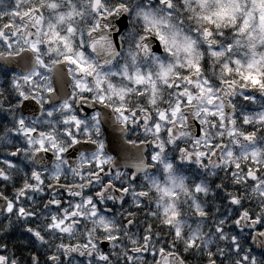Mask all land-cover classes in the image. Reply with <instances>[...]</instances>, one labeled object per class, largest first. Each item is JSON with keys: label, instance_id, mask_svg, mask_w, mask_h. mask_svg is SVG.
Segmentation results:
<instances>
[{"label": "snow or ice", "instance_id": "1", "mask_svg": "<svg viewBox=\"0 0 264 264\" xmlns=\"http://www.w3.org/2000/svg\"><path fill=\"white\" fill-rule=\"evenodd\" d=\"M0 216L43 264H264V0H0Z\"/></svg>", "mask_w": 264, "mask_h": 264}, {"label": "flooded vegetation", "instance_id": "2", "mask_svg": "<svg viewBox=\"0 0 264 264\" xmlns=\"http://www.w3.org/2000/svg\"><path fill=\"white\" fill-rule=\"evenodd\" d=\"M255 204V201L253 202V205ZM135 210V209H134ZM138 213L137 219L140 221L145 220V213L148 211L147 208H144L143 210H136ZM147 222L149 223H154L153 218L151 217H147ZM7 224V221L3 218V216H0V225H4ZM155 227V224H154ZM142 228V226H141ZM1 232H3L5 235L9 234L11 236H15L16 238H22L25 241L28 242V244L32 247L31 250L34 252V254H39L42 258V264H43V258H44V249L42 247H40L38 244H34L30 241V236L28 233L24 232L23 229L19 226L16 225L15 223L13 224V226L8 229V231H3L2 229H0ZM110 250V245L105 247V251H109ZM159 258V257H157ZM185 258L188 262V264H198V257L193 256V255H185ZM147 260L149 262V264H151L152 261V257L149 254L147 256Z\"/></svg>", "mask_w": 264, "mask_h": 264}, {"label": "trees", "instance_id": "3", "mask_svg": "<svg viewBox=\"0 0 264 264\" xmlns=\"http://www.w3.org/2000/svg\"><path fill=\"white\" fill-rule=\"evenodd\" d=\"M0 243H7L8 245V253L9 255L15 254L16 258L20 261V264H30V255L34 254L31 250V246L22 238H16L15 236H11L9 234H4L0 230ZM2 252V250H0ZM180 252L182 255H190L184 254L183 249L181 247Z\"/></svg>", "mask_w": 264, "mask_h": 264}, {"label": "water", "instance_id": "4", "mask_svg": "<svg viewBox=\"0 0 264 264\" xmlns=\"http://www.w3.org/2000/svg\"><path fill=\"white\" fill-rule=\"evenodd\" d=\"M257 252L259 251V250H256Z\"/></svg>", "mask_w": 264, "mask_h": 264}, {"label": "rangeland", "instance_id": "5", "mask_svg": "<svg viewBox=\"0 0 264 264\" xmlns=\"http://www.w3.org/2000/svg\"><path fill=\"white\" fill-rule=\"evenodd\" d=\"M170 239V238H169ZM214 247V246H213Z\"/></svg>", "mask_w": 264, "mask_h": 264}]
</instances>
